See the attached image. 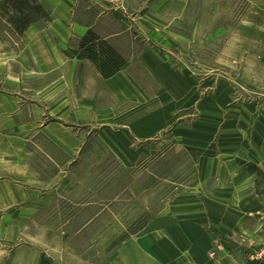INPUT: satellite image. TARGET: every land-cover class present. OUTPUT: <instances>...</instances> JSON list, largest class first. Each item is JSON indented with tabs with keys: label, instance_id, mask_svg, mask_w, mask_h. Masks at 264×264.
<instances>
[{
	"label": "crops",
	"instance_id": "1",
	"mask_svg": "<svg viewBox=\"0 0 264 264\" xmlns=\"http://www.w3.org/2000/svg\"><path fill=\"white\" fill-rule=\"evenodd\" d=\"M27 1L48 17L32 18L22 33L0 12V204L17 191L26 218L34 220L62 200L56 191L71 186L93 141L116 158L137 159L149 154L143 144L184 111L203 104L226 109L216 96L202 99L201 80L186 71L189 41L180 26L191 0ZM88 33L96 37L92 52L81 47ZM226 113L225 136L209 143L218 148L214 156L195 149L197 130L186 144L176 142L196 150L197 172L219 176L215 189L229 196L192 198L153 216L102 264H264L260 245L243 258L233 244L247 221L256 227L251 234L264 238V207L249 183L235 182L243 174L264 176V112L240 104ZM230 173L234 181H222ZM240 191L243 197L232 196Z\"/></svg>",
	"mask_w": 264,
	"mask_h": 264
},
{
	"label": "rangeland",
	"instance_id": "2",
	"mask_svg": "<svg viewBox=\"0 0 264 264\" xmlns=\"http://www.w3.org/2000/svg\"><path fill=\"white\" fill-rule=\"evenodd\" d=\"M180 27L189 41L186 71L201 80L202 99L216 96L226 109L208 110L203 104L201 110L184 111L143 144L140 149L149 154L137 159L116 158L105 144L93 141L87 156L74 167L71 186L56 191L62 202L44 208L35 221L26 218L29 214L18 202L19 193L13 191L9 204H0V264H35L39 259L102 264L120 242L134 236L153 216L192 198L229 196L227 189H215L219 176L197 172L193 153L198 149L203 155H215L218 148L209 143L225 136L227 108L248 104L264 112V0H191ZM173 128H179L184 139L172 135ZM192 129L201 137V148L195 152L176 142L186 144ZM224 143L221 140L217 145L223 150ZM221 176L224 182L234 181L233 173ZM235 182L249 183L252 195L264 207L262 174L249 178L243 174ZM97 214L100 218H93ZM242 227L245 231L234 236L233 244L238 256L245 258V250L250 255L257 245L264 248V238L251 234L252 223L247 221ZM260 228L264 229V221Z\"/></svg>",
	"mask_w": 264,
	"mask_h": 264
},
{
	"label": "trees",
	"instance_id": "3",
	"mask_svg": "<svg viewBox=\"0 0 264 264\" xmlns=\"http://www.w3.org/2000/svg\"><path fill=\"white\" fill-rule=\"evenodd\" d=\"M12 8L14 14L10 16L9 21L15 27L16 32L22 33L26 26L32 21V18H47L48 14L46 10L38 4L34 7L27 0H4L0 3V12L7 13V9ZM96 43V37L91 33H88L86 37L83 38L81 42V47L86 48V50L93 51V47Z\"/></svg>",
	"mask_w": 264,
	"mask_h": 264
}]
</instances>
